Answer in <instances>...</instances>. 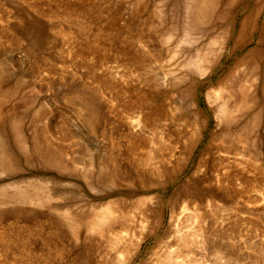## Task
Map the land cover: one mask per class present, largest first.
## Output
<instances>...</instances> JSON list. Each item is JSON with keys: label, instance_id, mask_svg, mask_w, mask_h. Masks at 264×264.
<instances>
[{"label": "rangeland", "instance_id": "rangeland-1", "mask_svg": "<svg viewBox=\"0 0 264 264\" xmlns=\"http://www.w3.org/2000/svg\"><path fill=\"white\" fill-rule=\"evenodd\" d=\"M257 1L0 0V264H264Z\"/></svg>", "mask_w": 264, "mask_h": 264}, {"label": "bare ground", "instance_id": "bare-ground-1", "mask_svg": "<svg viewBox=\"0 0 264 264\" xmlns=\"http://www.w3.org/2000/svg\"><path fill=\"white\" fill-rule=\"evenodd\" d=\"M263 9H264V2L262 3V5H259V2L257 1L256 2V9L254 8V10L252 11V13H251V15H252V20L253 21H258V18H259V16L260 15H262V11H263ZM263 17V16H262ZM222 18V17H221ZM251 20V21H252ZM261 20V19H260ZM263 20V19H262ZM260 22H262V21H260ZM247 24H248V21L245 19V20H243L241 23H240V29H239V34H240V32H242L244 29H245V27L247 26ZM252 24V23H251ZM258 26V25H257ZM262 30L264 31V23H263V26H262ZM259 31V30H258ZM259 38H258V41H261V40H263L264 39V35H263V33H261L259 36H258ZM240 85V84H239ZM244 95V94H243ZM245 96H246V94H245ZM219 107V112H222V114H226V116L228 115V112H227V107H226V105H221V106H218ZM224 117V115L222 116V117H224V118H227V117ZM152 119H153V117H152ZM149 122H150V120H149ZM158 142V141H157ZM1 144V143H0ZM124 234V233H123ZM176 235V234H175ZM178 235V234H177ZM171 256L172 255H170V254H168V259H169V261L171 260ZM167 264H169L168 262H167Z\"/></svg>", "mask_w": 264, "mask_h": 264}]
</instances>
